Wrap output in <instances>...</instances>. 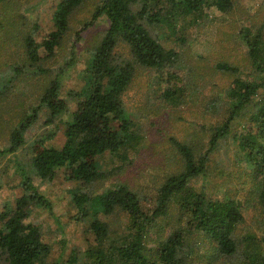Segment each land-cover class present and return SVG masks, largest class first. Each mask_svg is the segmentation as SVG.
I'll list each match as a JSON object with an SVG mask.
<instances>
[{"label": "trees", "instance_id": "1", "mask_svg": "<svg viewBox=\"0 0 264 264\" xmlns=\"http://www.w3.org/2000/svg\"><path fill=\"white\" fill-rule=\"evenodd\" d=\"M21 2L0 0L5 7V14L0 13V104L12 93L27 94L35 76L43 78V85L41 78L37 80L40 85L33 93H38V105L31 113L17 116L8 146L0 149V159L9 157L22 178V194L15 206L0 211V264H193L201 249L197 241L188 243L193 238L211 245L208 264H231L232 259L233 264H264V239L259 243L255 235L240 233L246 210L261 209L264 214V23L242 22L240 31L233 33L237 46L233 56L219 53L211 67L191 62L185 52L166 48L156 29L167 23L178 33L179 25L189 17L200 25L207 7L233 17L234 0H100L90 19L79 23L76 42L101 18L109 26L87 49L86 68L80 73L82 85L65 90L64 95V75L71 63L53 60L64 50L72 21L87 0H61L53 12V29L41 40L36 36L40 25L27 24L28 17L20 13ZM179 40L185 48L187 41ZM10 44L21 48L22 55L18 50L10 52L12 47L6 46ZM235 49H242L243 54L234 56ZM58 63L56 69L51 68ZM179 69L185 74L179 75ZM146 71L162 82L172 79L181 85L163 93L164 101L175 106L190 100V91L202 89L205 94L209 90L205 113L219 116L215 125L205 118L203 123H192L195 130L190 135L171 138L180 163L160 182L150 209L145 194L125 183L96 190L109 178L101 171L98 157H119L141 140L134 131L137 117L128 112L125 99ZM217 73L224 77L222 85L215 81ZM71 102L75 108L71 121L66 122L62 117L71 110ZM43 112L45 124L55 125L64 143L57 148L47 143L54 135L41 137L27 149L30 159L23 163L17 153L27 144L25 136ZM233 145L241 160H235L238 175L232 176L236 186L243 188L235 189L234 195L224 191L222 198L208 193L204 185L195 188L192 184L199 179L215 175L210 169L214 155L223 146L228 151ZM59 171L78 185L72 199L77 210L74 221L87 224L86 234L98 246L85 254L73 250L65 262L52 263V248L41 228L25 221L33 206L51 211L50 201L34 181H53ZM155 222L163 223L158 230L160 240L148 249L146 238L157 227ZM105 243L109 247H102Z\"/></svg>", "mask_w": 264, "mask_h": 264}, {"label": "rangeland", "instance_id": "2", "mask_svg": "<svg viewBox=\"0 0 264 264\" xmlns=\"http://www.w3.org/2000/svg\"><path fill=\"white\" fill-rule=\"evenodd\" d=\"M21 1L20 13L28 17L30 22L27 24L30 26L35 23L40 25L41 29L36 33V36L38 40H41L53 29V12L61 0ZM234 1L236 6L233 17L219 12L215 7H207L204 19L199 22L200 25L194 23L192 18L189 17L179 25L177 28L178 33L174 32L167 23L160 29L157 28L156 32L161 38V43L166 48H174L177 51L185 52L186 58L191 62L207 63L211 67L219 59V53L225 55L226 51L233 56V48H237L233 45L236 44L233 42V33L234 31L237 33L240 31L242 22L254 20L259 24L264 23V0ZM99 2L100 0H87L84 8L77 12L71 24V32L66 37L64 50L53 60V62L57 63L58 61L60 64L64 63L65 65L71 63L68 73L64 75V95L65 90H70L75 85H82L80 73L86 68L87 49L109 26L106 19L101 18L82 35L81 42H76L74 34L78 27L81 28L79 23L85 19H90L94 5ZM0 13L5 14L4 6H0ZM180 38L187 41L185 48H183ZM74 42L76 44H73ZM6 46L8 49L10 46L12 47L10 52L18 50L16 45ZM230 46L231 49H228ZM71 50H76V53L72 54ZM18 51L22 55L21 48ZM242 54V49L234 50V56L240 57ZM59 63L52 64L51 68L56 69L60 66ZM185 72L181 69L177 71L179 75H184ZM40 78L41 76L34 77L30 82L32 85L31 88L28 87L29 92L27 94L12 93L5 102H1V150L8 146L7 140L10 137V127L16 125L14 122L17 123V116L24 111L26 114L31 113L32 108L38 105L35 100L38 93L35 95L33 92L36 85L43 83V78H41L40 84H38L37 80ZM223 79L224 77L217 73L215 81L222 85ZM205 83V85L211 87L210 81ZM178 85L181 86L172 79L171 82L166 81V79L162 82L155 75L150 74L149 71H146L144 77L135 82L125 102L128 112L134 113L137 117L134 131L135 134L141 137V140L138 144H135V148L120 152L119 157L111 155L98 157L97 161L101 171L106 172L109 178L96 186L97 191L114 188L121 183H125L132 189L145 194L146 207L150 209L152 202L154 205L160 182L167 173L172 172L180 163V160L177 161L174 156L175 150L173 151L171 147V138L190 135L195 130L192 123H203L205 118L214 125L219 122L216 120L219 117L217 114H213L212 111L208 115L205 113L204 100L206 99V92H210L209 90L205 91V94L202 93V89L195 92L190 91L191 99H187L186 103L177 106L172 102L164 101L163 93L169 87L175 88ZM74 108L71 102V110L62 117L64 121H71ZM46 118V113H41L38 121L28 130L25 136L27 144L17 153L18 159L23 163L28 162V159H30V153L27 149L41 137L54 135V138L47 143L57 148L62 147L64 143L62 132L55 125H46ZM240 128L241 126H238V130ZM236 159L241 160L238 157L236 145H233V148L228 151L223 146L214 155L210 163V169L214 171L215 175L209 176L206 180L201 178L192 185L195 188H201L204 185L208 189V193L221 198L224 197V191L226 195L227 190L231 192V195H234L235 189L237 191L243 188L240 185L236 186V181L232 176L238 175L234 171ZM21 183L22 178L16 173L15 165L10 163V158L0 159V211H3L7 206L11 208L15 206L17 198L22 194ZM34 184L39 188V192L50 201L52 209L49 211L43 206H33L31 215L25 222L27 224L33 223L41 228L45 241L52 248L49 257L50 262L62 263L69 258L73 250L85 254L88 249L98 246L91 234H86L87 224L74 221L77 210L72 199L78 188L76 183L66 180L64 172L59 171L53 181L41 182V180L35 179ZM258 214H261V217H258ZM122 216L124 218V215ZM123 218L118 217L116 220H122ZM116 220L114 224H117ZM154 224H157V227L152 229L146 238L148 249L155 248L160 240L158 230L163 226V223L155 222ZM242 229L240 230L242 235H255L259 243L263 242L264 214H262L261 209L251 208L245 211V222ZM169 233L167 231L165 236H168ZM187 241L188 243L197 241L201 245L200 252L196 256L198 260L193 264H208L207 258L210 253L207 250L211 249V245L208 242L202 243L203 241L199 238L187 239ZM109 245L110 243H105L102 247H109ZM234 263L237 264L236 261ZM231 264H233V259Z\"/></svg>", "mask_w": 264, "mask_h": 264}]
</instances>
